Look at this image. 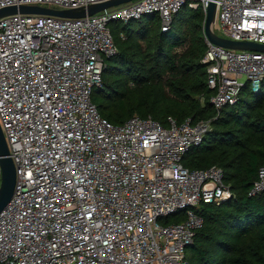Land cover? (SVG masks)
Here are the masks:
<instances>
[{
  "label": "built area",
  "instance_id": "obj_1",
  "mask_svg": "<svg viewBox=\"0 0 264 264\" xmlns=\"http://www.w3.org/2000/svg\"><path fill=\"white\" fill-rule=\"evenodd\" d=\"M106 1L0 0V10L67 11ZM209 2L133 0L77 19L0 18V128L15 169L13 197L0 213V264H188L186 249L202 226L196 209L232 198L220 167L181 164L210 122L169 117L164 127L132 116L114 125L91 96L105 59L118 52L111 22L153 14L167 31L187 7L201 12L204 25ZM214 2L215 35L264 45V0ZM203 42L208 102L219 114L246 82L258 91L264 53L224 49L204 33ZM261 194L264 166L247 195Z\"/></svg>",
  "mask_w": 264,
  "mask_h": 264
},
{
  "label": "trees",
  "instance_id": "obj_2",
  "mask_svg": "<svg viewBox=\"0 0 264 264\" xmlns=\"http://www.w3.org/2000/svg\"><path fill=\"white\" fill-rule=\"evenodd\" d=\"M202 25L201 12L187 7L173 16L167 31H161L153 14L126 24L111 22L118 52L105 59L101 85L91 100L114 125L132 116L151 117L164 127L169 117L177 122L208 120L203 142L191 147L181 164L189 170L220 167L232 198L196 209L202 226L186 249V261L264 264V194L247 195L264 166V82L257 92L246 82L237 101L216 114L200 62L206 49ZM183 47L187 50L177 52Z\"/></svg>",
  "mask_w": 264,
  "mask_h": 264
},
{
  "label": "water",
  "instance_id": "obj_3",
  "mask_svg": "<svg viewBox=\"0 0 264 264\" xmlns=\"http://www.w3.org/2000/svg\"><path fill=\"white\" fill-rule=\"evenodd\" d=\"M133 0H108L95 5H90L85 9L59 11L40 7H7L0 10V18L15 14L25 15H47L67 19L83 18L92 16L108 8L117 7L122 4L129 3ZM216 5L214 0H210L207 8V14L203 25V33L210 43L222 47L224 49L235 51H253L264 53V45L252 42H235L216 36L212 27L215 24ZM204 66V65H203ZM0 213L5 209L11 201L15 188V169L11 158L8 154L7 145L0 128ZM188 246L187 248H189Z\"/></svg>",
  "mask_w": 264,
  "mask_h": 264
},
{
  "label": "rangeland",
  "instance_id": "obj_4",
  "mask_svg": "<svg viewBox=\"0 0 264 264\" xmlns=\"http://www.w3.org/2000/svg\"><path fill=\"white\" fill-rule=\"evenodd\" d=\"M49 7H51V8H53V9H57V7H55V6H49ZM215 33H216V35H218L219 37H224L223 36V34L221 33V32H219V31H217V30H215ZM202 38H203V31H202ZM204 43V42H203ZM187 50V47H183V48H181V49H178V51L177 52H179V53H183L184 51H186ZM203 56L204 55H202V57H201V59H200V62H201V60L203 59ZM244 78H242L241 80H240V82H244Z\"/></svg>",
  "mask_w": 264,
  "mask_h": 264
}]
</instances>
